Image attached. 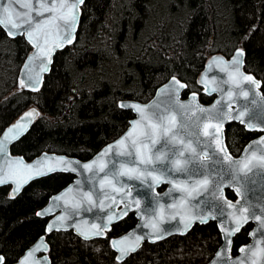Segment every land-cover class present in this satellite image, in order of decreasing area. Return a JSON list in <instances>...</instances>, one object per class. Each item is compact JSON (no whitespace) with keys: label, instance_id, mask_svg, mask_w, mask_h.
Wrapping results in <instances>:
<instances>
[{"label":"snow or ice","instance_id":"6c2138e0","mask_svg":"<svg viewBox=\"0 0 264 264\" xmlns=\"http://www.w3.org/2000/svg\"><path fill=\"white\" fill-rule=\"evenodd\" d=\"M175 7L190 10V27L182 29L181 39L176 43L182 49L191 48L192 55L185 57L173 53L163 65V80L154 85V90L157 91V96H165L183 109L186 116L189 111L208 113L204 121L206 128L203 134L211 137L214 147L220 153L230 157L225 151L222 140L224 123L233 120L243 122L247 109L237 114L233 111L221 112L217 108L220 101H216L211 107L199 103V94L202 91L200 86L206 84V78L199 72L203 64L197 65L196 62L204 61L206 57L202 54L197 56V52L203 53L206 49L202 42L196 44L190 41L187 33L191 30L206 35V27L195 21L201 5L197 4L195 8H190L189 0H175ZM88 10L87 0H6L0 3V39L14 43L18 50L23 51L21 66L17 69L13 80L16 92L12 95L17 99V104L31 101L35 105L28 107L15 122L0 127V195L13 203H23L30 209L28 219L42 225L40 232L26 245L19 243L11 246L0 245V264H57L56 253L61 242L67 243L72 240L81 247L103 243L108 264H133L142 249V241L162 239L159 221L176 220L177 217L181 221V226L173 228L171 233H164V236L179 234L186 237L198 234L201 227L211 229V222L218 220L215 231L208 232V239L210 242L214 237L216 239V257L220 258L225 254L230 257L234 233L243 227V224L238 225L234 218V215H240L242 208L239 202L234 203L225 191L226 187H234L236 194H241L240 187L236 186L238 178L235 175L231 180L220 177L215 184L208 176L189 177L192 181L189 183V180L175 179L165 171H150L147 167L142 169L137 164L128 165L121 162L119 168L109 175L100 177L98 174L103 173L107 167L104 157L112 150L111 143L97 152L94 159L87 162L67 154L44 152L40 148H34L31 143H25L33 135L31 132L33 125L38 118L42 119L40 109L46 99L54 98L61 90L70 89L71 96L62 97L61 101L66 99L69 105L77 107L90 106L92 111L98 108L102 114L107 110L108 116H114L121 122H126V119L130 118L132 127L128 129L126 135L115 141L118 155L131 156L132 152L127 149L134 147L137 160L145 166L166 159L163 151L155 158L145 155L142 148H146L147 145L141 143V138L150 139L153 144L158 143L161 131L166 134L171 133L172 128L175 127V113L169 112V109L164 107L158 116L161 122L155 123L153 118L157 117V113L150 112L149 109L161 107L156 100L149 104L142 103L135 98L134 90L115 86L102 73H98L95 82L86 87H81V84L76 82L69 85L66 82L67 73L61 75V67L66 68V63H62L64 52H69V55L74 57L76 64L82 69V77L93 69L92 50L87 45L81 44L79 32L87 23L84 17ZM262 25H264V8L260 10L257 23L249 21L246 27L237 29L235 42L230 46H225L221 51L212 49L211 44L209 45L211 51L215 53L209 64L214 63L222 72H227L229 82L232 84L248 81L257 88L262 86V80L257 76L264 71V60L256 62L251 72L247 71L249 65L253 63L249 57L248 44ZM57 56L61 57V61H57ZM186 60L189 61L190 66H186ZM131 63L133 58H128L126 65ZM193 66L197 68L196 71H193ZM123 71L131 76L136 74L137 69L125 66ZM140 71L147 72L151 81V68L145 66ZM211 79L215 81L217 77L213 76ZM242 94L246 97L249 95L247 91ZM231 95L232 91L229 89L228 96ZM182 96H187L189 99L182 100ZM133 110L139 115V119L131 118ZM213 120L216 121L214 125ZM144 121L150 125L151 132L140 131V125ZM164 121L167 123H163ZM95 122L89 121V123ZM112 123L115 126V121ZM249 125L252 124L248 123L250 130L257 129ZM209 129L214 131L210 132ZM260 130L264 131V126H260ZM128 138H132L130 146H126ZM170 139L172 143H184L175 134H172ZM121 146L125 148L122 149ZM188 148L190 146H187L186 150ZM88 151L85 149L83 154L87 155ZM201 158L207 159V153L202 154ZM184 166L185 162L178 156L173 160L171 170L180 172ZM94 171L97 175H92ZM78 172L89 174L88 180L92 182L93 188L96 186L95 181L99 179L100 188L105 190L99 204L93 198L92 190L84 189L83 180L73 178ZM121 176L139 180L152 190V198L156 204L152 217L145 216L141 210L142 197H133L134 186L119 180ZM164 182H168L171 187L161 194L156 191V186ZM41 189L43 191H40ZM108 189L111 191L109 192ZM174 190H179L181 195L171 197ZM114 193L120 195L117 197ZM161 195L170 196L171 204L165 205L159 199ZM202 196L212 202L209 210L203 209V205L207 202L203 198L193 204L194 198ZM117 199L123 204L119 210H117ZM217 205H220L219 211H216ZM93 207L107 210L101 222H97L100 220L99 217L97 221H89L82 214L85 209L91 212ZM61 208L64 210L57 214V210ZM234 208H239V212L232 211ZM69 209L72 211L69 212ZM130 212L147 221L145 226L152 229V233L147 238L140 234L122 231V225L128 222L122 217L132 219V216H129ZM73 216L77 219L74 220ZM250 220L264 228V221H257L254 218H248L244 223ZM257 230H253L251 234L255 235ZM100 237L106 239L99 241L97 238ZM261 241H264V237H261L257 243ZM253 249L252 264H258ZM247 250L244 246L239 248L242 253ZM212 264H216V261L214 260ZM234 264H245V259L236 257ZM259 264H264V260Z\"/></svg>","mask_w":264,"mask_h":264},{"label":"trees","instance_id":"16d2710c","mask_svg":"<svg viewBox=\"0 0 264 264\" xmlns=\"http://www.w3.org/2000/svg\"><path fill=\"white\" fill-rule=\"evenodd\" d=\"M87 3L89 10L84 17L87 23L79 32L81 44L92 50L93 69L82 77V69L74 57L64 52L62 63H66V68L61 67V75L67 73V84L76 82L86 87L95 82L98 73H102L115 86L134 90L136 99L146 101L153 94L154 85L163 80V65L173 53L191 57V48L182 49L176 43L181 39L182 29L190 27V10L177 9L175 0H87ZM189 4L190 8L201 5L195 21L205 26L207 32L205 35L189 30L187 36L196 44H204L206 51L197 52V56L202 54L206 59L214 53L209 48L210 44L212 49L221 51L230 46L235 42L237 29L246 27L249 21L257 23L260 10L264 8V0H189ZM248 51L253 63L247 71L251 72L256 62L264 60V25L252 37ZM22 58L23 51L18 50L17 45L0 39V127L10 123L23 110L35 106L31 101L17 104L12 95L16 92L13 80ZM128 58H133V63L126 65ZM56 59L61 61L60 56ZM205 60H197L196 64L204 65ZM185 64L190 66L188 60ZM125 66L136 68V74L127 75L123 71ZM145 66L152 70L151 81L147 72L140 71ZM196 70L193 66V71ZM257 78L262 80L260 89L264 93V71ZM65 96H71L70 89L61 90L54 98L46 99L40 109L42 119L38 118L33 125V135L25 143L43 151L87 159L128 125L130 118L121 122L114 116H108L107 110L102 114L98 108L92 111L90 106L69 105L68 100L61 101ZM211 98L202 91L199 94L201 102H208ZM93 120L96 122L89 123ZM112 121H115V126ZM250 135L251 132L244 130L238 122L227 123L226 141L230 152L235 154ZM85 149L89 150L87 155L83 154ZM226 193L229 197L234 195L231 190ZM29 215L30 209L23 203H13L0 195V245H26L34 239L42 225L28 219ZM129 216L132 219L122 217L128 221L122 225L123 232L135 224L133 213L130 212ZM211 223V229L201 227L198 234L186 237L173 234L153 243L144 242L133 264L205 263L217 248L215 237L211 242L208 239V232H214L216 226L214 221ZM97 239L104 241L106 237ZM247 240L243 227L234 236L232 253H236L239 243ZM56 257L57 264H108L103 243L81 247L74 240L61 242Z\"/></svg>","mask_w":264,"mask_h":264},{"label":"water","instance_id":"95a60500","mask_svg":"<svg viewBox=\"0 0 264 264\" xmlns=\"http://www.w3.org/2000/svg\"><path fill=\"white\" fill-rule=\"evenodd\" d=\"M2 2H6V0H0V3ZM213 54H211L205 60L203 68L200 71V75L205 76L206 78V84L201 85L202 92L206 95H213V98L208 103H202L200 100L199 103L203 104L206 107H211L216 101H220V103L217 105V108L221 112L233 111L234 113L238 114L239 111L247 109L243 117V122H236L244 125L246 129H249L248 123L250 122L252 124L249 125L250 127H257L255 131L261 132L258 137L248 141L237 156H233L225 144L224 128L227 123L232 121L224 123L222 136V140L225 144V151L230 154V157H228L226 154L220 153L214 147L211 137L203 134L206 128V124H204V121L207 119L209 115L208 113L189 111L188 115L186 116L184 110L169 101L167 97L157 96L156 90H154L149 99L140 102L149 104L153 100H156L161 105L160 108L149 109L150 112L157 113V117L153 118L155 123L161 122L158 118L159 113L163 111L164 107H167L169 109V112L175 113L176 125L172 128L171 133L166 134L161 131L159 133L158 143L153 144L150 142V139L141 138V143L147 145L146 148H142V151L145 155L152 158H155L158 153L163 151L166 154V159L157 160L154 165L145 166L139 160H137L136 148L134 147H130L127 149L132 152L131 156L117 154V146L115 145V141L121 136L126 135L128 129L132 127L130 119L128 121V125L118 136L103 144L89 158L79 159L78 157L72 155L70 156L79 159L82 162H87L88 160L94 159L97 152L102 151L104 147L111 143L113 144V148L108 153V155L104 157V160L107 162V167L103 173L98 174L100 177L109 175L112 171L119 168L121 162L128 165L137 164L142 169L144 167H147L150 171H165L169 176L178 180H189V177L208 176L215 184L220 177H223L226 180H231L235 175L238 178L236 186L240 187L241 194L237 195L234 187H226L225 189H230L233 191V193L235 194V199L231 200L234 203L239 202V206L240 208H242L239 216L234 215L237 224H245L244 221L248 218H254L257 221H264V131L260 130V126H264V93L260 88H257L255 85L251 84L248 81H241L238 84H232L231 82H229L227 72H222L221 69L214 63L211 65L209 64V61L211 60ZM213 76L217 77L215 81L211 79V77ZM197 79H199V77ZM213 89H216V91H213ZM229 89H231L232 91L231 97L228 96ZM244 91H247L249 93L247 97L242 94ZM181 99L188 100L189 97L182 96ZM27 109L19 113L11 122H15V120L18 119L19 116L22 115L23 112ZM165 115H168V113H165ZM212 115H215V109L213 110ZM131 118L139 119V115L136 114L133 110V116ZM215 122V120L212 121L213 125L215 124ZM163 123L166 124L167 121H164ZM140 131L151 132V127L147 124L146 121H144L140 125ZM209 131L213 132L214 129H209ZM172 134L179 136L184 143H172L170 139V136ZM131 142L132 138H128L126 140V146H130ZM187 146H190V148L186 150ZM121 148L124 149L125 146H121ZM205 152L207 153L208 158L202 159V154H204ZM56 154L64 153L56 152ZM178 156H180L185 162V166L183 169H181L180 172H175L172 171L171 168L173 160ZM179 162L180 161L178 160L177 163ZM88 175L89 174L86 172L82 174L78 172L74 174L73 178L82 179L84 189H91L93 192V198L95 199L96 203L99 204V201L102 198L105 190L100 188L99 179L95 181L96 186L93 188L92 182L88 180ZM92 175H97V172L94 171ZM118 179L122 180L124 183H129L134 186L133 197H142L141 210L145 213V216L152 217L156 208V204L154 203L152 198V190L144 186L141 181L136 179H129V177L127 176H121ZM149 182H151V178H149ZM189 183H192V181L189 180ZM169 187H171V185L168 182H164L156 186V191L163 194L168 190ZM108 191L110 192L111 189H108ZM114 195L118 197L120 194L114 193ZM180 195L181 193L179 190H174L171 193V197H179ZM171 197L161 195L159 199L165 205H170L172 202ZM202 198L207 201L203 205V209L209 210L212 206V202L206 197L202 196L194 198L192 201L193 204L197 203ZM116 204L117 210L123 207V204L120 203L119 199H117ZM63 210V208L57 210V214H59V211ZM219 210L220 205H217L216 211ZM71 211L72 210L69 209V212ZM197 211H200V209H197ZM232 211L239 212V208H234L232 209ZM82 214L89 221H97V217H99L100 220L97 222H101L107 214V210L101 209L99 207H93L91 212H88L85 209ZM135 218V224L131 228L126 230L125 233H136L147 238L152 233V229L145 226L147 221L144 218L138 216H135ZM221 218L223 219L224 217ZM73 219L75 220L77 219V217L73 216ZM218 222L219 221L216 220V224ZM248 222L252 223V226L248 232L249 239L246 243L237 247L236 253H232L231 250L230 257L228 254H225L224 256L218 258L215 255L217 251L216 248L209 260L202 264H212L214 260L216 261V264H234L236 257L245 259V264H252L251 250L253 248V255L258 264L260 261L264 260V241H261L259 244L257 243V241H259L261 237H264V228L260 227L257 222L251 220ZM180 226L181 221L179 217H177L176 220L165 219L159 221V228L162 230V239L173 235L170 234L168 236H164V233H171L173 228ZM256 229L258 230L255 232V235H252V231ZM156 241L146 239L145 241H142L141 244L143 245L144 242L153 243ZM242 246L246 247L248 250L243 253L240 252L239 248ZM43 254L47 255V253Z\"/></svg>","mask_w":264,"mask_h":264},{"label":"flooded vegetation","instance_id":"af4514ba","mask_svg":"<svg viewBox=\"0 0 264 264\" xmlns=\"http://www.w3.org/2000/svg\"><path fill=\"white\" fill-rule=\"evenodd\" d=\"M212 98H213V96H212ZM212 98L208 101V102H210L211 100H212ZM208 102H203V103H208ZM236 122V121H235ZM239 123V122H238ZM239 124H241V123H239ZM227 125V124H226ZM226 125H225V128H224V137H225V144H226V146H227V141H226ZM242 125V124H241ZM243 126V129L244 130H248V131H250L251 132V135L245 140V142H243V144L241 145V147L239 148V150L234 154V153H232V152H230L233 156H237L239 153H240V151L242 150V148L247 144V142L248 141H250V140H252V139H254V138H256V137H258L260 134H261V132H259V131H255V130H249V129H246L245 127H244V125H242ZM228 147V146H227ZM229 149V148H228ZM230 151V150H229ZM227 190H230V189H225V191H227ZM232 191V190H231ZM234 194V193H233ZM229 197V196H228ZM230 199H235V194L232 196V197H229ZM215 223H216V221H214ZM251 226H252V224H251V222H247V223H245V224H243V227H245V229H246V232H247V236H248V232H249V230H250V228H251ZM242 227V228H243ZM237 233V232H236ZM235 233V234H236ZM235 234H234V236H235ZM248 241V240H247ZM247 241H244V242H241V243H239V245H242V244H244V243H246Z\"/></svg>","mask_w":264,"mask_h":264}]
</instances>
